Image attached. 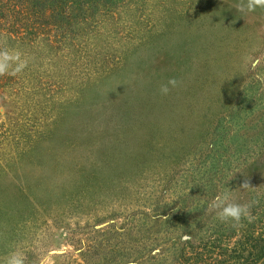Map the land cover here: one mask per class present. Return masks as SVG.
<instances>
[{"label":"rangeland","instance_id":"374dc122","mask_svg":"<svg viewBox=\"0 0 264 264\" xmlns=\"http://www.w3.org/2000/svg\"><path fill=\"white\" fill-rule=\"evenodd\" d=\"M236 2L73 5L30 31L0 20V46L29 59L0 76V264L18 248L25 264L178 253L196 203L201 239L234 227L206 211L226 189L250 205L237 228L264 213V9Z\"/></svg>","mask_w":264,"mask_h":264},{"label":"trees","instance_id":"16d2710c","mask_svg":"<svg viewBox=\"0 0 264 264\" xmlns=\"http://www.w3.org/2000/svg\"><path fill=\"white\" fill-rule=\"evenodd\" d=\"M111 0H0V20L12 21L14 28L30 31L36 27L33 21L39 18L45 21L55 20L66 13V8L71 6L96 5L98 3H109ZM48 21V22H49ZM212 182L213 179H209ZM198 201L199 198H196ZM264 204V200L259 201ZM198 203L194 209L199 216L197 221L191 219L192 211H186L184 215V230L178 239L181 245L178 253L175 246L172 248H162L151 250V256L145 255L144 250L140 251L138 259L133 260V264H264V226H256L264 219V213H255V218L246 227L214 226L204 229L205 239H201L199 232L205 226L204 217L198 213ZM188 207L186 206L185 209ZM246 220V219H245ZM194 221V222H193ZM203 221V222H202ZM202 222V223H201ZM188 223V225H186ZM255 223V224H254ZM186 226V228H185ZM209 227V226H208ZM228 232V234H227ZM186 236L187 239H182ZM236 239L231 242L232 238ZM190 238V241H189ZM197 239V242H192ZM158 247V248H159ZM157 250V251H156ZM148 257V258H147Z\"/></svg>","mask_w":264,"mask_h":264},{"label":"clouds","instance_id":"9594fccd","mask_svg":"<svg viewBox=\"0 0 264 264\" xmlns=\"http://www.w3.org/2000/svg\"><path fill=\"white\" fill-rule=\"evenodd\" d=\"M234 8L238 13L250 14L257 9H264V0H237ZM245 57V62H247ZM29 59L22 55V53L7 45L0 46V76L11 74L17 75L27 68ZM255 78L264 83V73H256ZM180 82L175 78H170L165 84H162L159 91L162 95H167L173 88L179 87ZM241 189H254L250 183L245 180L241 185ZM209 213H214L216 218L223 222H232L233 226L241 225L244 219L251 215L250 205L236 202L231 196V190L226 189L218 193L212 201L208 204L206 209ZM25 255L19 248L10 252L3 257V264H25ZM41 257V260H45Z\"/></svg>","mask_w":264,"mask_h":264}]
</instances>
